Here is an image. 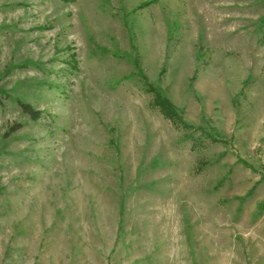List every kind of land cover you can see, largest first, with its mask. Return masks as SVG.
I'll return each instance as SVG.
<instances>
[{
    "label": "rangeland",
    "instance_id": "rangeland-1",
    "mask_svg": "<svg viewBox=\"0 0 264 264\" xmlns=\"http://www.w3.org/2000/svg\"><path fill=\"white\" fill-rule=\"evenodd\" d=\"M0 87V264H264V0H0Z\"/></svg>",
    "mask_w": 264,
    "mask_h": 264
},
{
    "label": "trees",
    "instance_id": "trees-1",
    "mask_svg": "<svg viewBox=\"0 0 264 264\" xmlns=\"http://www.w3.org/2000/svg\"><path fill=\"white\" fill-rule=\"evenodd\" d=\"M148 89L153 93V104L159 108V110L163 113V115L172 123V124H180L186 127H191L182 117V115L178 112V108L175 103L166 96L162 90L152 83H148ZM0 93H3V89L0 87ZM1 101V99H0ZM19 105L23 109L25 113H27L33 120H37L41 116V111L36 109L31 103L19 100ZM21 128V124L18 123L11 127L9 131L14 132ZM8 133V134H10ZM212 137V136H211ZM214 138V137H212Z\"/></svg>",
    "mask_w": 264,
    "mask_h": 264
}]
</instances>
